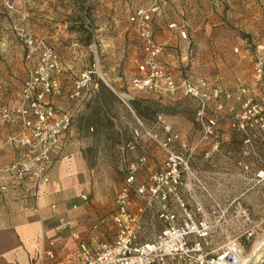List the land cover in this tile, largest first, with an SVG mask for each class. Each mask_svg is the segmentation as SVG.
I'll list each match as a JSON object with an SVG mask.
<instances>
[{"label": "crops", "instance_id": "obj_1", "mask_svg": "<svg viewBox=\"0 0 264 264\" xmlns=\"http://www.w3.org/2000/svg\"><path fill=\"white\" fill-rule=\"evenodd\" d=\"M27 1L26 19L31 26L34 22L46 21L54 16L53 0ZM105 1L114 13L113 21L106 24L111 34L105 39L101 38L107 54L102 68L108 81L103 77H94L85 96L75 100V103L64 99V96L45 98L57 109L71 111L72 123L52 150L46 166L48 182L41 187L36 203L26 190L33 183L29 173L24 175V179L17 180L10 179L2 171L16 158V149L10 143L9 136L18 128L19 122H6L1 116V108L13 110L21 98V91L17 82L18 67L0 64V264H85L77 256L79 242L91 251H95L102 242H113L117 234L115 197L124 186L127 165L137 161L140 156L146 157L144 164H139L135 172V184L146 181L150 173L162 168L164 153L147 137L133 147L128 146L132 129L140 125L150 126L152 119L158 115L190 145L196 146L191 166L218 199L226 201L247 189L242 201L256 223L255 236L244 249V253L246 250L250 253L255 241L264 235V193L250 188L236 167L239 159L246 163L256 161L255 155L242 144L240 135L230 124L241 100L234 94L208 102L207 115L217 118L222 143L217 152L205 158L210 141H199V129H194L190 124L180 125L184 118L176 112L170 114L160 110L162 105L177 106L184 99H168L151 92L134 90L131 86V95L126 93L129 91L127 85H130V79L136 73L135 63L144 55L142 47L139 54H131L133 37L127 29L130 25L134 31L135 28L129 21L130 10L136 6H148L150 0ZM224 2L231 3L230 7L235 3L234 0ZM159 7L152 16L150 31L154 40L164 47L158 57L160 63L172 70L178 67L179 62L182 64V60L197 54L195 44L215 36L214 32H210L212 26L223 23L209 17L213 8L216 11L220 9L217 0H175L161 2ZM171 23H175L177 28H170ZM63 26L65 28L66 24ZM179 28L186 30L188 39L180 38ZM59 30L41 33L58 47L61 65L58 79L61 88L68 91L73 77L95 63L97 54L92 49L93 37L86 40L79 34H69L66 30L59 33ZM56 41L60 44L57 45ZM121 86L124 87L120 89ZM141 94L145 101L139 99ZM125 95L130 97L125 98ZM147 102H153L158 107L153 116L145 115L141 109V106H147L144 105ZM220 103L222 108L217 111ZM90 149H102L107 155L102 167L89 164L87 152ZM128 199L129 210L138 217V240L153 238L162 227L157 218L158 202L147 203L140 199L134 186L129 189ZM52 204L55 206L52 207ZM59 218L68 222L62 230L56 228ZM240 231V223L231 221L226 226V232L218 230L211 235V246H216L227 236L242 239ZM73 233L78 235V239L74 238ZM49 250L53 256L48 254ZM167 264L182 263L170 261ZM249 264H264V245L258 254L251 256Z\"/></svg>", "mask_w": 264, "mask_h": 264}, {"label": "built area", "instance_id": "obj_2", "mask_svg": "<svg viewBox=\"0 0 264 264\" xmlns=\"http://www.w3.org/2000/svg\"><path fill=\"white\" fill-rule=\"evenodd\" d=\"M167 1L175 0H150L148 6H136L130 10L129 21L134 25L144 54L135 63L136 73L130 79V86L134 90L158 96H187L194 101L199 141H210V147L204 153V157L209 158L219 150L222 138L218 132L217 118L207 115L208 102L231 94L223 93L211 79L194 76L186 70L173 72L160 63L158 57L164 47L154 40L150 22L153 14L158 12L160 3ZM169 27L177 28V25L171 23ZM15 28L24 43L25 57L32 59L37 56L39 63L30 79L24 83L16 107L13 110L1 108V116L6 122H19L18 128L9 136L10 143L16 149V158L2 171L10 179L17 180L24 179V175L29 173L33 183L26 190L36 203L41 187L48 182L46 166L52 150L70 128L72 115L67 110L57 109L45 99L61 94L58 79L61 65L57 53L43 38L33 36L18 25ZM179 36L188 39L184 28H179ZM263 68L261 62L256 67L254 80L257 87H242L235 94L241 101L239 110L233 114L230 122L240 135L242 144L256 157L254 163L237 160V170L250 188L259 189L261 193H264V90H260L264 87ZM94 74L92 67L82 70L72 84L69 98L82 99L89 90ZM129 97L125 95V98ZM221 108L220 103L216 110ZM145 137L164 153L162 168L150 173L146 181L135 184V172L139 164H144L146 157L140 156L137 161L127 165L124 186L115 197V240L100 243L95 251L79 242L77 256L85 264H167L170 261L182 264H247L249 258L245 256L244 249L255 236L256 229L251 212L242 201L247 189L226 201L218 199L191 166L196 146L190 145L178 132L173 131L160 115L155 117L153 125L135 126L128 146L133 147ZM132 186L140 199L147 203L158 202L157 218L162 227L151 239L138 240V217L128 208L129 189ZM231 221L240 223L242 239L227 236L216 246H211V235L218 230L226 232V226ZM67 225L66 220L59 218L56 228L62 230ZM73 236L78 239L77 234L73 233ZM48 254L53 256L51 250Z\"/></svg>", "mask_w": 264, "mask_h": 264}, {"label": "rangeland", "instance_id": "obj_3", "mask_svg": "<svg viewBox=\"0 0 264 264\" xmlns=\"http://www.w3.org/2000/svg\"><path fill=\"white\" fill-rule=\"evenodd\" d=\"M217 1L220 2V9L216 11L213 8L209 17L223 21V23L216 24L210 28V32H214L215 36L204 38V40L195 44L194 47H196L197 54L182 60V64L179 62L178 67L172 71L186 70L191 73V69L194 73L191 74L194 76L211 79L220 87L223 93L234 95L242 87H257L254 80L256 67L260 62L264 65V0H234L233 7H230L231 3L228 4L224 0ZM53 2L52 11L54 16L47 18L46 21L34 22V25L31 26L26 19L27 0H0V64L5 67L9 65L18 67L20 72L17 76V82L20 86V91L24 83L30 79L39 61L37 56L32 59L25 57L26 49L21 36L15 28L16 25L35 37L43 38L58 56V47L42 34L43 31L53 29L52 32H55V30L60 29L59 33H61V30H63V33L66 30L69 34H79L86 40L93 37L92 49L97 54V61L84 69L92 67L95 69L94 77L99 76L105 80L107 79L104 73L105 69L102 68V65H105L104 59L107 54L103 49L101 38L105 39V36L111 34L106 24L113 21V8H109L105 0H53ZM81 2L84 5H94L93 11L90 14H86ZM128 10H130L129 4ZM64 24H66L65 28ZM127 31L131 32L133 37L130 43L131 54H139L141 41L136 31L133 30L132 25L129 26ZM97 34H99V37H97ZM56 42L57 45L60 44L59 41ZM235 48L237 51H235ZM77 76L73 77L68 91H64L62 88L61 94L53 96H64V99H69L75 103V99H70L68 93ZM124 85V89H126V84ZM127 86H129V91H126V93L131 95L130 85L128 84ZM123 87L121 86L120 89ZM260 90H264V87H261ZM176 98L184 100H181L177 106L162 105L160 110L170 114L172 112L178 113L184 118L183 123L180 122V125L190 124L194 129L198 130L194 119V101L187 96H178ZM139 99L145 101L144 99L146 98L141 94ZM144 105L147 106H141V109L145 115L153 116L156 109H158L153 102H147ZM69 112L72 115V112ZM185 119L187 122H185ZM154 122L155 117L152 119L151 125ZM89 131L92 132V130ZM87 158L89 164L102 167L106 163L107 155L102 149H90L87 152ZM248 254L249 251L246 250L245 256L248 257ZM250 258L247 264L250 263Z\"/></svg>", "mask_w": 264, "mask_h": 264}, {"label": "bare ground", "instance_id": "obj_4", "mask_svg": "<svg viewBox=\"0 0 264 264\" xmlns=\"http://www.w3.org/2000/svg\"><path fill=\"white\" fill-rule=\"evenodd\" d=\"M263 245H264V235L260 239L255 241L247 258H250L252 255L258 254Z\"/></svg>", "mask_w": 264, "mask_h": 264}, {"label": "trees", "instance_id": "obj_5", "mask_svg": "<svg viewBox=\"0 0 264 264\" xmlns=\"http://www.w3.org/2000/svg\"><path fill=\"white\" fill-rule=\"evenodd\" d=\"M81 4L83 5L86 14H90L91 11H93V9H94V5H91V4L84 5V3H82V2H81Z\"/></svg>", "mask_w": 264, "mask_h": 264}]
</instances>
